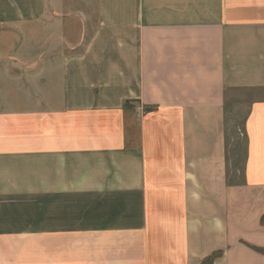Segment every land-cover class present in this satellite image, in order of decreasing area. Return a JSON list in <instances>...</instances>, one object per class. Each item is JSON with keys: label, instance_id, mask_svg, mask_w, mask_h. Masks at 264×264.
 I'll use <instances>...</instances> for the list:
<instances>
[{"label": "crops", "instance_id": "0c3cea01", "mask_svg": "<svg viewBox=\"0 0 264 264\" xmlns=\"http://www.w3.org/2000/svg\"><path fill=\"white\" fill-rule=\"evenodd\" d=\"M21 34L0 264H264V0H0Z\"/></svg>", "mask_w": 264, "mask_h": 264}, {"label": "rangeland", "instance_id": "374dc122", "mask_svg": "<svg viewBox=\"0 0 264 264\" xmlns=\"http://www.w3.org/2000/svg\"><path fill=\"white\" fill-rule=\"evenodd\" d=\"M13 45L15 46L16 52H10V53H5V54H1L0 53V91L4 90L3 87L4 85L1 83L2 82V78L1 77H8L9 75L12 76H20L23 75L24 73V62H21V67L17 66L16 64H10L7 62L8 60L14 59L16 61L19 60H25V54L24 52L21 51H17V48H19L21 45L24 46L25 44V37L24 35H16V36H1L0 37V47L5 48V45ZM18 52V53H17ZM11 56V59H9ZM17 56V57H16ZM12 67V68H9ZM19 86V84H15V89ZM20 86H24L20 85ZM1 102L4 103V101L1 100ZM227 123L230 127H237V126H241L240 123L242 121V116H234V115H227L226 117ZM242 145V143L240 144Z\"/></svg>", "mask_w": 264, "mask_h": 264}]
</instances>
